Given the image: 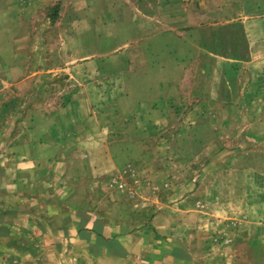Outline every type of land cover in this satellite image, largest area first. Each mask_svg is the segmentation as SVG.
Masks as SVG:
<instances>
[{
  "label": "rangeland",
  "instance_id": "1",
  "mask_svg": "<svg viewBox=\"0 0 264 264\" xmlns=\"http://www.w3.org/2000/svg\"><path fill=\"white\" fill-rule=\"evenodd\" d=\"M16 1L24 24L20 32L28 43L19 50L30 55L27 75L38 73L13 86L20 106L7 94L2 104L9 116H21L36 88L54 95L59 86L69 85L63 70L84 66V77L71 85L92 83L100 90L89 113L100 123L99 157L81 159L85 167L103 170L89 193L100 198L102 205L96 207L104 219L130 228L169 207L172 195L195 196L200 200L180 209L196 217V236L213 241L234 227L232 215L250 209L241 198L264 197L263 75L251 67L233 68L240 75L234 93L229 92L233 81L216 75L218 65L181 60L192 70L177 69L172 77L179 88L175 103L160 110L145 107L152 96L147 86L159 78V69L167 70L169 52L189 56L184 44L202 39L196 33L200 27L262 17L264 0H34L33 7ZM209 34L219 36L213 30L204 36ZM130 52L131 62L126 60ZM191 52H197L196 45ZM93 62L100 64V73H94ZM2 122V132L12 129L7 119ZM178 185L185 187L178 191ZM259 207L264 212V205Z\"/></svg>",
  "mask_w": 264,
  "mask_h": 264
},
{
  "label": "crops",
  "instance_id": "2",
  "mask_svg": "<svg viewBox=\"0 0 264 264\" xmlns=\"http://www.w3.org/2000/svg\"><path fill=\"white\" fill-rule=\"evenodd\" d=\"M34 4L27 0L26 7ZM19 9L16 0H0V126L4 119L12 125L8 132L0 128V194H6L0 195V264H264V212L259 211L264 197H252L250 202L241 198L250 209L244 207L232 215L234 227L213 241L196 236V217L180 209L200 200L195 196L172 195L169 207L126 229L102 217L96 207L102 205L100 198L89 190L98 187L103 170L99 165L85 167L81 159L99 157L100 123L89 113L100 90L92 83L71 85L72 79L84 77V66L63 70L70 86H59L54 95L36 88L21 116H9L12 112L2 104L6 94L12 103L17 102L15 107L22 104L13 95V86L27 75L30 55L19 50L28 46L20 32L24 24ZM211 29L219 36H204ZM196 33L202 39L197 43L188 39L184 44L190 47L185 52L189 56L180 57L175 49L168 53L163 71L167 68L164 74L171 79L163 80L159 69V78L147 86L153 97L148 95L146 108L160 110L175 103L179 88L172 77L177 69L188 74L192 70L181 60L218 65L221 72L216 75L231 79L229 92L234 93L239 91L240 75L233 68L251 67L264 76V15L235 26L200 27ZM158 35L156 31L154 39ZM191 45H196L197 52H191ZM134 57L130 52L126 60ZM93 65L94 73H100V64ZM145 67L138 69L145 71ZM175 187L179 191L185 185Z\"/></svg>",
  "mask_w": 264,
  "mask_h": 264
}]
</instances>
